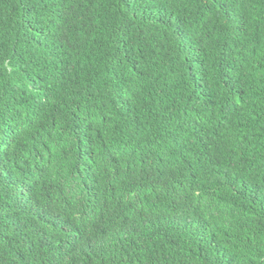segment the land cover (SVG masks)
Returning <instances> with one entry per match:
<instances>
[{
	"label": "trees",
	"instance_id": "obj_1",
	"mask_svg": "<svg viewBox=\"0 0 264 264\" xmlns=\"http://www.w3.org/2000/svg\"><path fill=\"white\" fill-rule=\"evenodd\" d=\"M0 264H264V0H0Z\"/></svg>",
	"mask_w": 264,
	"mask_h": 264
}]
</instances>
